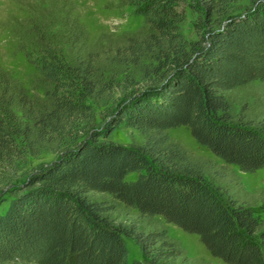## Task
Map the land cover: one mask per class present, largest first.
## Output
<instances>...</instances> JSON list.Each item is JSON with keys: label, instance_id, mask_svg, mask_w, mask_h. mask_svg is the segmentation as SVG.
Listing matches in <instances>:
<instances>
[{"label": "trees", "instance_id": "trees-1", "mask_svg": "<svg viewBox=\"0 0 264 264\" xmlns=\"http://www.w3.org/2000/svg\"><path fill=\"white\" fill-rule=\"evenodd\" d=\"M119 1L148 27L91 44L72 0H38L13 30L45 87L31 97L0 66V194L14 193L0 264H209L156 217L228 264H264V215L227 166L264 167V99L236 110L232 95L264 82V0L239 12L237 0ZM186 7L201 19L193 42L180 30ZM121 124L143 142L100 140ZM181 125L224 164L172 140ZM44 151L56 159L15 183L19 162ZM126 239L141 258L128 261Z\"/></svg>", "mask_w": 264, "mask_h": 264}, {"label": "rangeland", "instance_id": "rangeland-1", "mask_svg": "<svg viewBox=\"0 0 264 264\" xmlns=\"http://www.w3.org/2000/svg\"><path fill=\"white\" fill-rule=\"evenodd\" d=\"M38 0H0V66L13 78L17 79L27 90L31 97H42L44 84L39 80V74L33 63L28 61L23 52L17 49L19 38L13 32L19 24V20L25 15L28 4H35ZM253 0H237L236 11L239 12L251 6ZM79 21L88 32L89 43L93 44L102 35H110L115 38H124L145 30L148 25L143 16L134 13L130 5L122 4L119 0H72ZM201 19L186 7L185 19L180 25V30L187 41H196L201 38V28L198 26ZM237 104L247 97L249 101L264 99V82H256L251 86L238 90L232 94ZM97 128H101L109 119L103 105L96 106ZM170 138L179 142L188 152L196 158L211 159L213 162L224 164V161L215 156L207 147L201 145L190 133L187 126L181 125L168 129ZM100 140L113 141L122 145H139L143 142V136L139 131L119 125L106 138ZM56 159V154L44 151L35 156H28L19 162V176L16 182L20 184L26 180L29 174L39 168L40 165ZM230 172L236 173L245 189L251 194V198L264 215V167L254 172H243L237 166L228 164ZM136 173L128 175L134 179ZM14 193L9 190L0 194V212L8 205ZM5 200V201H4ZM128 213V217L132 216ZM158 223L163 224L169 235L176 239L190 257L200 258L209 264H228L218 257L213 256L206 246L200 241L198 235L187 233L174 224L164 223L156 217ZM128 248V261L141 258L138 247L131 240L126 239Z\"/></svg>", "mask_w": 264, "mask_h": 264}]
</instances>
